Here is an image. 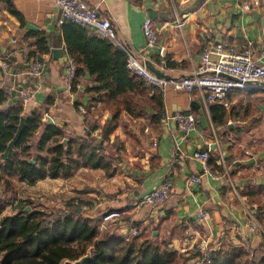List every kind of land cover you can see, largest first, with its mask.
<instances>
[{
  "label": "crops",
  "instance_id": "obj_1",
  "mask_svg": "<svg viewBox=\"0 0 264 264\" xmlns=\"http://www.w3.org/2000/svg\"><path fill=\"white\" fill-rule=\"evenodd\" d=\"M12 1L20 15L0 0V88L8 92L2 108L20 103L26 114L32 109L42 112L44 122L31 140L32 163L49 154L47 146L43 150L38 147L48 124L61 129L58 141L52 144L67 139L64 146L77 142L81 150L75 154L81 164L68 177L47 176L33 183L18 179L30 186V198L80 202V209L87 208L91 216L120 210L122 216L103 224V230L133 234L135 227L144 236L165 240L180 252L196 251L198 247L214 250L233 243L247 249L250 259L264 258V217L262 221L258 216L260 205L264 206V89L234 88L223 98L208 101L197 89L178 90L168 82L160 86L164 113L192 112L198 118L196 128L186 134L175 121L167 123L164 114L161 117L158 113L160 106L147 97L138 106L137 115L122 109L115 130L103 141L100 128L95 129L94 124L103 125L112 111L110 107L100 110L101 102L95 98L98 93L92 90L99 84L96 77L85 70L77 76L75 89H69L65 82L66 64L72 56L65 46L66 24L57 21L60 9L53 0ZM85 1L98 6L100 13L110 19L117 39L135 57L165 68L174 79L191 75L203 49L216 42L231 44L236 50L250 48L254 58H264V0L250 9L244 5L252 0ZM148 16L159 33L160 42L153 47L147 45L142 26ZM27 22L33 27H27ZM41 37L46 39L44 48H40ZM53 48H62V56L55 58ZM35 58L45 63L37 76L30 72ZM168 61L174 66L168 67ZM2 63L8 65V70ZM128 67L132 70L129 62ZM22 89H29L31 95L22 99ZM216 103L226 111L223 124L212 120L209 107ZM199 108L206 116V126L199 120ZM48 115L52 123H47ZM93 137L101 144L99 153L111 162L109 169L83 164V153L88 156L89 148L80 149L78 141ZM173 146L181 162L172 176L168 200L159 206L140 204L141 195L168 176ZM196 150L209 151L217 158L220 166L209 168L218 177L205 172L203 163L191 156ZM199 175L200 183L191 181L192 176ZM255 190L262 191L257 199L251 195ZM20 201L18 197L10 206ZM201 209L209 211L207 220L199 217ZM130 218L134 219L132 225ZM253 224L260 228L253 231ZM242 237L248 238L246 245L240 243Z\"/></svg>",
  "mask_w": 264,
  "mask_h": 264
},
{
  "label": "trees",
  "instance_id": "obj_2",
  "mask_svg": "<svg viewBox=\"0 0 264 264\" xmlns=\"http://www.w3.org/2000/svg\"><path fill=\"white\" fill-rule=\"evenodd\" d=\"M3 1L11 12L20 15L12 0ZM64 24L65 46L76 59V75L89 70L99 83L92 90L98 93L95 98L101 102L100 110L111 108L112 116L103 125L94 124L95 129L100 128L103 141L108 140L115 130L122 109L137 115L138 106L144 104L147 97L156 101L160 106L158 113L163 116V90L128 67L130 53L133 52L125 43L119 45L113 39L90 32L75 22ZM39 41L40 48H44L46 39L41 37ZM174 64L167 62L168 67ZM149 71L155 74L151 69ZM7 99V90L0 88V264H195L193 260L202 256L200 250L180 252L172 249L169 242L144 236L141 231L124 234L103 230L102 225H106L104 215L91 216L84 207L79 210L82 207L80 202L67 201L62 206H47L30 201L31 209L28 211H23L26 207L23 206L12 213H4L17 199L12 183L14 179L33 183L47 176L68 177L81 164L75 156L81 152L77 142H70L68 147L63 143L52 144V141H58L61 129L49 124L38 142L39 150L47 146L49 154L32 163L31 140L44 122L42 112L32 109L26 114L20 103L2 108ZM209 110L213 122L223 124L224 107L216 103L210 105ZM97 141L96 137L78 141L80 149L89 148L88 156L83 153V164L109 169L111 162L99 153L101 144ZM216 160L210 155L209 166H220ZM260 194L261 190L251 193L256 199ZM259 209L258 216L263 221L264 206L260 205ZM88 251L89 258L75 262ZM209 255V260L203 264H264L261 257L249 261L247 249L233 243L210 250ZM244 257H247L245 261Z\"/></svg>",
  "mask_w": 264,
  "mask_h": 264
},
{
  "label": "built area",
  "instance_id": "obj_3",
  "mask_svg": "<svg viewBox=\"0 0 264 264\" xmlns=\"http://www.w3.org/2000/svg\"><path fill=\"white\" fill-rule=\"evenodd\" d=\"M60 9V16L57 21L63 24L67 21L75 22L95 31L102 37H109L116 41L119 45L123 44L117 39L116 32L108 17L100 13L98 6H91L85 0H53ZM261 0H252L251 3L244 5L245 9H250L253 6L260 4ZM143 31L147 39L149 47L159 44V33L154 27L153 20L150 16L143 21ZM5 70H8V65L2 63ZM45 63L35 58L30 63V72L33 75H39L44 70ZM129 66L139 74H142L150 82L155 85L162 86L166 83H172L178 90L193 91L199 90L206 100L215 101L223 98L231 89H249L259 88L264 89V58H254L250 48L244 50H236L231 44L216 42L213 45L205 47L201 53L200 61L197 68L191 75L183 76L182 78L164 79L151 73L145 62H141L134 54L130 53ZM77 63L73 57H69L65 69V82L69 89L78 87L77 81ZM31 95L29 89H22L20 96L26 99ZM163 118L168 123L169 120L175 121L179 128L186 134L198 126V118L192 112L176 110L173 113H164ZM192 157L201 161L205 167V172L214 175L209 168L208 160L210 157L209 151L196 150L191 154ZM181 162V157L178 154L176 147H171L168 158V176L155 188L145 192L139 199L140 204H149L159 206L166 203L173 188L172 176L175 174L177 165ZM201 177L192 176L191 181L200 183ZM123 214L120 210L107 211L103 216L104 223L119 218ZM199 217L207 220L210 215L209 211L201 209L198 213ZM133 218H130L129 224H133ZM257 224L251 225V229L256 231L259 229ZM133 234L139 233L138 229L133 227ZM242 245L248 243V238L240 239ZM202 252L201 257L193 260L195 264H203L209 260L210 249L198 247Z\"/></svg>",
  "mask_w": 264,
  "mask_h": 264
},
{
  "label": "water",
  "instance_id": "obj_4",
  "mask_svg": "<svg viewBox=\"0 0 264 264\" xmlns=\"http://www.w3.org/2000/svg\"><path fill=\"white\" fill-rule=\"evenodd\" d=\"M254 12H255V14H256L257 16H260V13H259L257 10H255ZM152 13L154 14V11H152V10L150 9V14H152ZM262 22H263V27H264V15H263V18H262ZM26 26H27V27H33V25H32L30 22H27V23H26ZM52 52L54 53V57L57 58V57L62 56L63 49H62V48H53V49H52ZM145 65H146V67L150 68V69H151V70H152V71H153L158 77H160V78H164V79H170V78H171L170 75L166 74L164 70H162V69L156 67L152 62L147 61V62H145ZM87 74L90 75L89 72H88ZM199 112H200V118H199V120H200V122H201L204 126H206V125H207V121H206V116L203 114V109H202V108H199ZM46 121H47V123H52V122H53L52 118H51L49 115L46 117ZM66 142H67V139H64V140L62 141V143H63L64 145H66ZM212 147H213V146H212ZM33 162H34V160H33ZM30 209H31V206L28 205V206H26V207H25L24 209H22V210H23V211H28V210H30ZM79 210H81V209L79 208ZM89 257H90V252L88 251L85 255L81 256V257H80L78 260H76L75 262H76V263L82 262V261H84L85 259H87V258H89Z\"/></svg>",
  "mask_w": 264,
  "mask_h": 264
},
{
  "label": "rangeland",
  "instance_id": "obj_5",
  "mask_svg": "<svg viewBox=\"0 0 264 264\" xmlns=\"http://www.w3.org/2000/svg\"><path fill=\"white\" fill-rule=\"evenodd\" d=\"M13 183V188L16 189L17 191V198L18 197H21V200L18 204H16V206H14L12 208V206H8L4 213H12L14 212L17 208H20V207H23V206H28L30 205V201H32L33 203L35 204H39V203H42V204H45L47 206H50V205H53V204H57L59 206H62V205H65V203L67 201L65 200H62V201H58V199H56L55 197V200L52 201V199H46L44 197H42V199H37L36 197H34L33 199L30 198V186H25L24 184H22L21 182H19L18 179H14L12 181ZM75 203H77L76 201H74ZM31 206V205H30ZM85 210H87V208H85ZM250 256V255H249ZM247 257H244L243 260L245 261ZM249 261L251 260L250 258L248 259Z\"/></svg>",
  "mask_w": 264,
  "mask_h": 264
}]
</instances>
